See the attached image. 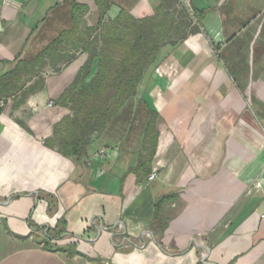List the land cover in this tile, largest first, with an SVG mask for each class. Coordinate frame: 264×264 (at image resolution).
Returning a JSON list of instances; mask_svg holds the SVG:
<instances>
[{
	"label": "crops",
	"instance_id": "0c3cea01",
	"mask_svg": "<svg viewBox=\"0 0 264 264\" xmlns=\"http://www.w3.org/2000/svg\"><path fill=\"white\" fill-rule=\"evenodd\" d=\"M63 1L0 0V78L17 56L32 53L35 33L61 28L59 22L47 27L44 18H55L52 8ZM189 1L206 9L203 30L211 43L198 33L164 47L137 96L91 136L81 161L44 140L69 113L57 98L86 53L58 73L47 70L44 87L20 105L0 97V264H264V111L256 114L243 102L249 73L240 90L222 58L227 51L230 68L242 61L248 72L264 68V42L252 40L260 32L253 23L263 19L264 0ZM76 2L87 7V24H95V1ZM157 3L112 0L107 17L121 8L147 17ZM255 83L264 102V74ZM147 107L158 116L151 162L157 176L138 182L130 169L146 122L135 119ZM41 193L54 197L52 213ZM165 195L173 199L160 210L166 227L159 233L155 202ZM61 221L64 232L49 237Z\"/></svg>",
	"mask_w": 264,
	"mask_h": 264
},
{
	"label": "trees",
	"instance_id": "16d2710c",
	"mask_svg": "<svg viewBox=\"0 0 264 264\" xmlns=\"http://www.w3.org/2000/svg\"><path fill=\"white\" fill-rule=\"evenodd\" d=\"M98 8L97 22L88 25L84 20L87 7L76 0H64L52 8L55 18H44L45 25L55 22L61 26L55 34L41 31L39 38L46 42L35 52L15 58L13 68L0 78V97L12 98L14 106L41 90L45 85L47 70L58 73L80 53L88 58L72 82L57 98V103L69 110L53 126L52 134L44 144L65 157L81 161L94 133L105 129L120 109L135 98L146 73L156 65L160 51L175 47L189 37L200 33L206 9L189 7L183 0H158L152 15L135 17L121 8L118 15L107 17L112 0H94ZM54 16V15H53ZM95 64V70L93 65ZM148 109L141 152L137 165L130 169L138 182L151 173V162L157 148V113ZM20 124L27 128L25 124ZM47 200L49 212L55 210L52 195L41 193ZM173 195H165L155 202L154 223L162 233L160 210ZM49 237L64 232L60 225ZM45 245L50 244L45 242Z\"/></svg>",
	"mask_w": 264,
	"mask_h": 264
},
{
	"label": "rangeland",
	"instance_id": "374dc122",
	"mask_svg": "<svg viewBox=\"0 0 264 264\" xmlns=\"http://www.w3.org/2000/svg\"><path fill=\"white\" fill-rule=\"evenodd\" d=\"M183 2L186 4L187 7H189L190 5V2L189 0H183ZM263 19H258V20H255V22L253 23V27L256 29L257 27H260V32L257 34V36H255L252 40H254V44L256 42H264V14L262 15ZM228 16L226 15L225 18H224V23L226 24L228 22ZM248 24V20H244L241 22V25L245 26ZM201 34V36L207 41V43H209L210 41L208 40V37L205 35V31L202 29V31L199 33ZM247 35H249L248 33H245V34H242V37H246ZM46 42V40H42L41 38H39V34L38 33H35L33 38H32V41H31V45L34 47L33 48V51L32 52H35L37 49L41 48V46H43V44ZM211 43V42H210ZM37 44L39 46H37ZM238 44V41H234V44L233 46L231 47H236ZM258 46V43L256 44V47ZM254 47V48H256ZM231 49L229 48V53L231 52L230 51ZM232 53V52H231ZM255 49H254V57L255 58ZM225 54H228L227 51H224V56L222 57L223 58V62L225 63L226 65V68L228 70L229 68V73L231 74L232 78L236 79V84L238 85V87L240 88V90H243L244 87H245V82L243 81L244 78H245V75H247V73H249V88L246 90V92L244 93L243 95V102L248 104L250 106V109H253L255 111V113L257 114V112H262L264 111V102L261 101V99L259 98V94L257 95V93H255L257 90V88H260V83H255L257 78H258V75H262L264 74V68L260 69V68H257L255 65L251 67H249V72H248V68L245 66V63L244 61L240 62V65L238 67L235 68H230L228 66V57L227 55ZM233 57H239V59H241L240 57H242V59L244 58L242 53H239L238 56L237 54H235V52L232 53ZM227 63V64H226ZM254 79V83L251 82V79ZM244 91V90H243ZM262 110V111H261ZM144 113L145 115L142 116V117H137L135 119V123L137 122H140V123H143L147 124V121L149 119V113H148V110L147 109H144ZM139 114H141V110L139 111ZM143 119V122L142 120L140 121V119ZM145 124V125H146ZM264 134V132H263Z\"/></svg>",
	"mask_w": 264,
	"mask_h": 264
},
{
	"label": "built area",
	"instance_id": "2783aa9c",
	"mask_svg": "<svg viewBox=\"0 0 264 264\" xmlns=\"http://www.w3.org/2000/svg\"><path fill=\"white\" fill-rule=\"evenodd\" d=\"M51 104H52V102L49 103V105H51ZM156 176H157L156 171H151V173L148 176V180H153L156 178ZM261 218L264 219V214H262Z\"/></svg>",
	"mask_w": 264,
	"mask_h": 264
},
{
	"label": "water",
	"instance_id": "95a60500",
	"mask_svg": "<svg viewBox=\"0 0 264 264\" xmlns=\"http://www.w3.org/2000/svg\"><path fill=\"white\" fill-rule=\"evenodd\" d=\"M205 250H206V254L203 256V261L206 259V257H207V254H208V252H209V249L208 248H205Z\"/></svg>",
	"mask_w": 264,
	"mask_h": 264
}]
</instances>
